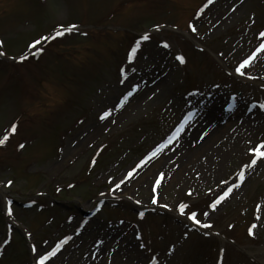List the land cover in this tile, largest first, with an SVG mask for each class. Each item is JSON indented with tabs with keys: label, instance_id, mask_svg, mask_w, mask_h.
Listing matches in <instances>:
<instances>
[{
	"label": "rangeland",
	"instance_id": "obj_1",
	"mask_svg": "<svg viewBox=\"0 0 264 264\" xmlns=\"http://www.w3.org/2000/svg\"><path fill=\"white\" fill-rule=\"evenodd\" d=\"M208 3L0 0V136L16 123L0 145V264H35L65 237L44 264H86L98 253L97 264H218L219 249L221 264H264V156L247 167L255 155L250 148L259 144L264 152V49L256 55L261 63L253 58L244 74L233 66L264 42V0ZM57 25L75 28L27 47ZM37 47L39 54H31ZM24 52L26 59H13ZM227 95L241 98L234 119L220 125L236 123L230 131L237 132L250 122L252 137L238 142L217 134V145L226 143L219 150L167 173L161 159L173 149L164 146L113 187L171 139L181 116L192 114L177 138L201 122V109L221 106ZM244 105L251 107L239 109ZM183 146L189 145H176L177 156L189 151ZM184 176L185 184L171 181ZM226 187L228 196L208 208ZM181 202L183 215L176 210ZM189 211L211 227L189 221Z\"/></svg>",
	"mask_w": 264,
	"mask_h": 264
},
{
	"label": "snow or ice",
	"instance_id": "obj_2",
	"mask_svg": "<svg viewBox=\"0 0 264 264\" xmlns=\"http://www.w3.org/2000/svg\"><path fill=\"white\" fill-rule=\"evenodd\" d=\"M209 2H211V0H209ZM199 14H200V11L197 10L196 15H199ZM154 27H156V26L154 25ZM73 28H75V25H68V26H66V27H65V26H62V25H57L55 31L52 32L50 35H48V36H41V37L39 38V40H33L31 43L28 44L27 47H28L29 49H32L33 46H34V45H37L40 41H43V40H51V39H53L54 36H61V35H63L64 33L71 31ZM188 28L191 29L193 32L196 31V29L193 27V24H192L191 22L188 23ZM259 35H260L261 37H264V30H261L260 33H259ZM139 39H140L141 41H143V40L148 39V36H147V34L145 33V34L141 35V36L139 37ZM161 43L164 44V47H168V45H167L166 42L161 41ZM136 47H137V45H133L132 49H130V51H129V53H128V59H129V60L132 59V55H133V53L135 52ZM261 49H264V42L260 43L259 46L256 47V48L251 52V54L247 55L246 58L241 59V60L239 61V63L235 65V67H234V71H235L237 74H244V73L241 72V69L244 68L245 66H247V65L249 64V62L252 61L253 58L257 55V53H259V52L261 51ZM40 51H41V50L37 47V48L35 49V52H34V53H31V54L36 55V54H39ZM0 55H3V53L0 52ZM26 58H27L26 56L21 55V56H18V57H14L13 59H16V60H24V59H26ZM175 58H176V60L179 61L180 63H184V58H183L179 53H177V55H176ZM121 72H123V69H121ZM135 89H136V86L133 85V86H132V90L129 91V92H127V93H125V94L121 97V100H122V101H126V100L128 99V97H130V96L133 94V92L135 91ZM120 107H121V104H120V103H117V104H116V108H120ZM107 114H108L107 112L102 113L101 116H100V118L103 119L104 116H106ZM191 115H192L191 112H189V113L187 114V118H190ZM184 123H185V121H184V120H181L180 123L176 126L175 130H173V131L171 132V139H175V138H177L178 134L181 132V127H182V125H183ZM15 128H16V123L13 122L12 125H11V127L8 129V131H7L3 136H0V145H3V144L5 143L6 139L8 138V133L14 132V131H15ZM170 143H171V140H170V139H165L162 143L156 145V147H155L152 151H150L149 153H147L145 156H143V157L139 160V162L135 165V167H133L132 169H130V170L124 175L123 180L118 181L117 183L113 184V187L119 189L120 185H121L124 181H126V180H128L130 177H132L133 174L137 171V169H139L142 165H144V164L146 163V161H148L149 158H150L151 156H153L157 151H159L160 149H162L165 145L170 144ZM262 143H264V141H262ZM258 148H259V144L256 146V148H250V149H249V151H250V152H254L255 155H254V156L252 157V159L249 161L247 167H251L252 164H254V163L256 162L257 157L264 156V152L258 151V150H257ZM239 175L241 176V179H242V178H243V172H242V170H241V172L239 173ZM108 179L111 180L112 178L109 177ZM159 180H160V177L157 176V177H156V182L159 183ZM221 183L223 184V183H225V182H224V181H221ZM10 184H11V181L9 180V181H7V182L5 183L4 186H5V187H8V185H10ZM238 184H239V181H237V185H233V187L238 186ZM153 189L155 190V185H153ZM110 191H111V189H110ZM229 191H231V187H226V189H225L223 192H221L220 195H217V196L215 197V199L212 200V201L207 205V207H208V208H214L217 204L220 203L221 200H223L225 197L228 196ZM137 203H139V201H137ZM152 203H156V196H155V195L152 196ZM97 207H99V205H97ZM164 207H167V205H164ZM186 207H187V206H186L183 202H181L180 204H178V205L176 206V210L179 211V212L183 215V214H185V209H186ZM9 215H11V210H9ZM204 215L206 216V215H207V212H205ZM196 216H197V213H196V212H193V211H189V212H187V219H188L189 221H192L193 223H195V224H197V225H201V227H203V228H210V227H211L210 222H209V223H203V224H201V221H200L199 219H196ZM228 227H232V225H228ZM254 227H255V224H252V225H250V226L248 227V234H249V235H252V234H253V228H254ZM79 230H80V229L78 228L77 231H79ZM139 235H140V234L137 233V236H139ZM205 235H207V233H205ZM67 239H68L67 237L63 238V240H61L60 242H58V243H57V244H56L51 250L46 251V252H44L43 254L38 255V258L36 259L35 264H44V262H45L46 260H48L50 257H52V256L55 254V252L59 249V247L61 246V244L64 243ZM5 243H6V242H5ZM97 243H99V241H97ZM141 247H143V245H141ZM33 251H35V247H33ZM150 264H154V260H153V261H150ZM218 264H219V261H218Z\"/></svg>",
	"mask_w": 264,
	"mask_h": 264
},
{
	"label": "bare ground",
	"instance_id": "obj_3",
	"mask_svg": "<svg viewBox=\"0 0 264 264\" xmlns=\"http://www.w3.org/2000/svg\"><path fill=\"white\" fill-rule=\"evenodd\" d=\"M235 13L236 12H232L230 15H228V17H230L232 15L234 16ZM228 17H226V18L222 17L220 19L221 24L225 23L227 21ZM261 55L254 57L255 59L253 61H255L257 59L259 61V63H261L260 62V60L262 58ZM239 61L234 62L233 66L235 67V65L238 64ZM228 65L230 67L232 66L231 63ZM215 108H219V107L207 106V115L206 114H205L206 116L201 115L202 116L201 122L195 123V125L190 127L189 132L188 131L184 132V135L182 137H180L181 142L177 143V141H179V139H180L178 137L177 139H174L175 143H171L169 146L165 145V146H167L166 151L170 148L173 149L172 151H169V152L167 151V155L165 156V159L164 158L161 159V161L164 162L163 164L165 165V169H163L165 171V173H167L170 170H173V171L178 170V169H180L179 167H181L183 170H186L188 165H190V164L196 165L197 160H198V162H200V161L203 162L202 159L199 158V156H198L199 154L205 155L209 151L213 152L215 150H219L220 147H222L224 144H226V143H221V144L217 145L218 144L217 143V139H218L217 134H221V135L223 134V136L228 137V138H230V137L232 138V136H234V139L238 140V142L243 140V137L248 139L254 135L255 131H254V128L252 127V124L250 122L248 124L242 122L239 125V127H238L239 130L237 132L230 131L231 129L232 130L234 129L236 123H234V126L230 127L229 129L226 128L224 125L221 126L219 124L214 123V121L217 120V117L215 114V112H216ZM229 131L231 133H229ZM193 133L197 134V137H195V136L193 137ZM201 133H206L205 135H207V134L208 135L207 136L204 135L206 138L204 137L205 139H203L204 140L203 144H201V143L197 144L198 140H199L198 136H200ZM194 141H197V142H194ZM181 143L189 145L187 148H185V146H183L184 149L189 150V151H183L179 156H177V153L174 152V150H175L176 145L181 144ZM191 146H192V148H191ZM199 148L201 150H204V151L203 152L202 151L197 152ZM194 157H196V158H194ZM158 164L160 165V167L161 166L164 167L163 164L162 165L160 163H158ZM175 164H177L178 166ZM173 176L178 178V174H175V175L173 174ZM171 181H177V182L182 181V183L185 184V183H187L186 182L187 178L184 176L182 178V180L179 179V180H171ZM98 255H99V253L96 254V257H93V260L86 257L84 262L87 261L86 264H97L98 262H103V260L101 258L97 257Z\"/></svg>",
	"mask_w": 264,
	"mask_h": 264
}]
</instances>
